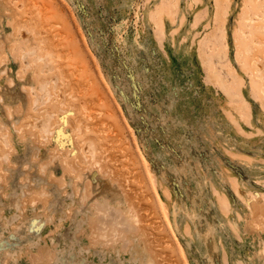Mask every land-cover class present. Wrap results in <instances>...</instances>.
<instances>
[{
    "label": "rangeland",
    "instance_id": "obj_1",
    "mask_svg": "<svg viewBox=\"0 0 264 264\" xmlns=\"http://www.w3.org/2000/svg\"><path fill=\"white\" fill-rule=\"evenodd\" d=\"M0 264H264V0H0Z\"/></svg>",
    "mask_w": 264,
    "mask_h": 264
}]
</instances>
